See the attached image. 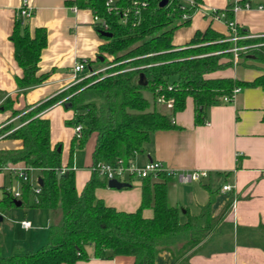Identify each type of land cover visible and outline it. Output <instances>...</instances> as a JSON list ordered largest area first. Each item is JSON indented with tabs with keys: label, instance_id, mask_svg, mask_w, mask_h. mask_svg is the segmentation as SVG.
Listing matches in <instances>:
<instances>
[{
	"label": "trees",
	"instance_id": "obj_1",
	"mask_svg": "<svg viewBox=\"0 0 264 264\" xmlns=\"http://www.w3.org/2000/svg\"><path fill=\"white\" fill-rule=\"evenodd\" d=\"M106 1L73 0L70 4L90 8L94 15L106 20V28L100 20H94L93 24L104 40L97 60L104 56L103 62L113 64L110 68L22 109H15L11 98L3 103L4 109H11L12 114L0 127V137L18 138L23 145L0 149V166L23 162L39 171L43 183L37 191L35 183L18 176L21 180L18 197L10 186L2 185L0 209L12 207L20 199L21 206L48 209L52 219L49 239L44 245L32 251L17 248L12 254L0 256V264H75L91 256L117 255L133 256L134 264H156L162 251L170 253L173 264H189L191 256L225 225L232 197L214 214L215 193H212L199 212L192 214L189 209L168 201L171 175L166 171L158 172L156 179L153 175L140 178L142 200L135 210L118 209L106 203L96 195V189L108 184L107 176L99 171L100 165L115 166L119 159L124 165L134 163L136 155L147 149L155 130L177 126L174 113L185 108L189 96L194 100L195 120L202 122L206 108L222 103V97L231 94L235 87L264 89V69L252 80L213 75L234 65L228 23L234 20L235 4L246 0H227L224 9H216L225 14L227 34L210 23L179 45L174 43L176 29L190 24L202 0L194 3L168 0L163 6L161 0H116L119 10L112 11ZM236 27L240 34L249 33L237 23ZM105 30L111 35H103ZM11 39L15 58L23 69L16 78L18 87L27 89L45 82L53 71L42 72L39 67L42 50L47 45L46 29L38 26L31 30L27 24L21 25L17 17ZM263 41L264 36L247 37L237 43ZM108 55L113 58L108 59ZM239 56L238 64L245 66L264 63V44L242 50ZM141 73L147 79L146 84L139 83ZM145 91L151 93V98ZM65 96L74 111L67 123L83 127L79 138L74 133L70 160L64 166L61 143L52 145L50 119L41 112ZM159 96L172 99L169 112L159 109ZM93 134L91 174L78 190L72 160L74 144L78 141L79 146H85ZM204 185L213 191L210 183ZM146 207L153 209L152 216L143 214ZM183 211L185 220L181 219ZM258 229L264 234V222H260ZM90 246L92 253L88 250Z\"/></svg>",
	"mask_w": 264,
	"mask_h": 264
},
{
	"label": "crops",
	"instance_id": "obj_2",
	"mask_svg": "<svg viewBox=\"0 0 264 264\" xmlns=\"http://www.w3.org/2000/svg\"><path fill=\"white\" fill-rule=\"evenodd\" d=\"M248 1L251 6L236 10L234 20L250 34H264V0ZM22 2L23 0H0V127L10 120L12 114L11 109L3 107L8 98L13 100L15 109H22L28 104L39 103L68 88L73 83L72 68L77 61L87 59L95 69L104 65L95 67V64L101 62L97 58L100 44L104 40L94 27V13L90 8L73 10L74 4H70L73 0H28L33 7V13L28 18L27 25L31 30L42 26L47 31V45L42 50L39 61L40 71H53L42 84L20 89L16 78L22 75L23 69L15 58L11 34L17 10ZM226 5L227 0H202L194 11L190 24L176 29L174 43L179 45L188 42L197 30H204L210 23L216 30L227 34L225 20L211 16L213 9H224ZM254 63L255 66L240 63L238 66L216 71L213 75L252 80L264 69V63ZM67 98L68 96L61 98L41 112L42 116L50 119L52 145L60 142L62 153L64 140H71L72 143L75 133L74 126L67 123L73 115L63 108L69 107ZM160 106L165 104L158 102V107ZM166 108L165 111L169 112L170 108L167 105ZM263 114L264 89L259 86L242 87L232 101L208 106L202 122L195 120L194 100L189 96L185 108L174 113L173 119L177 126L155 130L151 134L147 149L136 155L135 163L144 164L149 160H158L169 169L208 170L209 176L201 181L184 183L175 176L169 179L168 201L172 205L189 209L192 214L199 212L200 207L210 199L212 193H215L214 214L222 209L226 200L233 198L225 217V225L209 238L199 252L191 256L189 264H264V234L258 229L260 222H264ZM88 143L89 160L84 170H79L75 164L73 150L72 160L78 190L82 189L91 174L94 134L86 144ZM22 145V140L18 138L0 137V149H16ZM71 147L68 155H62L64 166L70 160ZM11 165L25 166V163ZM7 173L10 179L13 176L18 177L15 171L7 169L0 171V196L2 185L10 186L7 183ZM134 178L136 177L122 178L121 181L130 184L122 188L111 187L108 184L100 186L96 189V195L118 209L135 210L142 200V182L135 181ZM205 183H210L213 191H210ZM224 184H229L232 188L223 190ZM41 209L45 211L42 223L34 224L31 219H22L29 220L31 226L26 228L21 223V228L30 237H36L38 230H47L49 239L51 213L48 209ZM143 214L147 217L152 216L153 209L146 207ZM185 218L186 214L183 211L181 219ZM42 240L43 234L33 242H43ZM17 248L32 251L39 247ZM88 250L90 253L93 252L91 246ZM75 264H134V257L91 256L78 260ZM156 264H173V258L168 251H162Z\"/></svg>",
	"mask_w": 264,
	"mask_h": 264
},
{
	"label": "built area",
	"instance_id": "obj_3",
	"mask_svg": "<svg viewBox=\"0 0 264 264\" xmlns=\"http://www.w3.org/2000/svg\"><path fill=\"white\" fill-rule=\"evenodd\" d=\"M190 3H194V0H187ZM107 8L109 11L112 10H119V7L116 5V0H107L106 1ZM251 4L249 3L248 0H246L243 4L236 3L234 6V11L240 9V8H249ZM262 7V6H260ZM73 10H77L79 7L77 5L72 6ZM217 8L213 9L211 11V16L213 18H219V19H224V12H218L216 11ZM33 13V7L28 3V0H23L22 4L19 6L17 10V17L20 19L21 25L27 24L28 18L32 15ZM124 16H126V12L124 13ZM94 20L101 21L102 26L105 28L107 27V22L105 19L100 18L97 15H94ZM228 26L231 28L232 34L228 37L229 40L233 41V46L229 49L230 51L233 52V57H234V65L238 64V60L240 59L239 52L242 50H246L251 46L257 45V44H264L263 42L259 43H254V44H246V45H239L237 42L239 39L242 38H247V37H261L264 36V34H250V33H245V34H240L238 32V29L236 27V22L230 21L228 23ZM113 64H106L100 68H92L90 65L89 60L84 59V60H79L77 61L73 68H72V79L74 83H77L79 81H82L83 79L93 75L97 74L101 71H106L108 68H110ZM241 90V87L237 86L235 87L231 94L224 95L222 97L223 102H229L234 99L236 94ZM158 102L165 103L168 107L172 106V99L166 100L163 96H159L157 98ZM82 125L77 124L74 126L75 134L79 138L82 134ZM12 170L15 171L19 177L23 178L24 180H30V172L33 170L32 167L28 166H15L11 164H7L4 166H0V171L2 170ZM65 170V167L62 168V171ZM99 171L102 175H106L108 180L111 178H117L121 180L124 177H138V178H143L148 175H153V177H157V173L160 171H166L168 174L171 176H175L179 181L187 183L191 181H201L202 179L206 178L209 176L208 170L205 169H196V170H189V171H184V170H176V169H169L166 168L161 161L158 160H149L146 163H144L143 166L139 167L136 165V163H131L129 165H124L122 160L119 159L118 164L113 166L111 164H106L103 163L99 167ZM35 189L39 191V183L35 181ZM231 185L229 184H224L222 186L223 190H229L231 189ZM20 195L19 192L15 193V196L18 197ZM22 225L26 228L31 226V222L29 220H22Z\"/></svg>",
	"mask_w": 264,
	"mask_h": 264
},
{
	"label": "rangeland",
	"instance_id": "obj_4",
	"mask_svg": "<svg viewBox=\"0 0 264 264\" xmlns=\"http://www.w3.org/2000/svg\"><path fill=\"white\" fill-rule=\"evenodd\" d=\"M109 59L113 57L111 55L108 56ZM106 65L107 62H98L95 64V67L100 65ZM240 64V63H239ZM103 65V66H104ZM234 67L236 65H233ZM238 66V65H237ZM97 69V68H96ZM80 82V81H79ZM72 84H75L74 82ZM71 84V85H72ZM147 97L151 98V93L149 91H145ZM64 110L70 112L71 115L74 116L73 111L69 107H63ZM152 108V107H150ZM159 109L166 110L165 106H160ZM75 132V131H74ZM64 147L62 155H68L69 148L71 147V140H64ZM89 143L85 146L81 147L78 144V141L74 144V157H75V164L79 168V170H84L86 167V162L89 160ZM136 165L141 167L144 164H140L136 162ZM39 175V171L33 169L30 171V181L35 183L36 178ZM135 181H139L140 178H134ZM134 181V180H133ZM7 183L11 186L14 193L21 191V180L17 176H13L11 179L9 178V173H7ZM44 210L38 207H29V206H12L8 207L4 210L0 209V215L2 219H0V256L2 255H9L13 253L17 247L21 246L25 249H36L41 245L45 244L48 240L47 230L36 231V237H30L29 234L21 228L22 219H31L34 224L37 222L42 223L44 217ZM36 230V229H34ZM43 234V242H33V240H38ZM36 238V239H35ZM31 244V246H30ZM31 247V248H30Z\"/></svg>",
	"mask_w": 264,
	"mask_h": 264
},
{
	"label": "water",
	"instance_id": "obj_5",
	"mask_svg": "<svg viewBox=\"0 0 264 264\" xmlns=\"http://www.w3.org/2000/svg\"><path fill=\"white\" fill-rule=\"evenodd\" d=\"M168 0H161L160 1V5L163 6L167 3ZM103 35L105 36H110L111 35V32L109 31H103L102 32ZM100 60L103 61L104 60V56L100 55L99 56ZM139 83L140 84H146L147 83V79L145 77V75L143 73L140 74V78H139ZM70 106V103L68 104ZM61 149V146H59V150ZM38 183L41 185L43 183V180L41 177H38ZM108 185L111 186V187H116V188H122V187H125V186H129L130 184L128 182H125V181H121L117 178H111L108 180ZM21 200L20 199H16L15 200V204L16 205H21ZM0 219H2V216L0 215Z\"/></svg>",
	"mask_w": 264,
	"mask_h": 264
}]
</instances>
